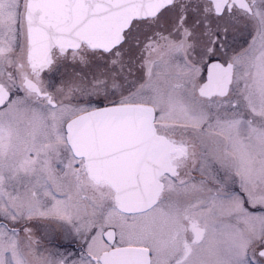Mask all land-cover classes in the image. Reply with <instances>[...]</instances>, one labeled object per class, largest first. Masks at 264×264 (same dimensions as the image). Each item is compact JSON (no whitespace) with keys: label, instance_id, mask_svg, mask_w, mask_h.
<instances>
[{"label":"snow or ice","instance_id":"snow-or-ice-1","mask_svg":"<svg viewBox=\"0 0 264 264\" xmlns=\"http://www.w3.org/2000/svg\"><path fill=\"white\" fill-rule=\"evenodd\" d=\"M0 264H264V0H0Z\"/></svg>","mask_w":264,"mask_h":264}]
</instances>
